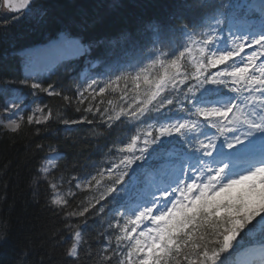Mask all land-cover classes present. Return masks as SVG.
I'll use <instances>...</instances> for the list:
<instances>
[{"label": "snow or ice", "instance_id": "obj_1", "mask_svg": "<svg viewBox=\"0 0 264 264\" xmlns=\"http://www.w3.org/2000/svg\"><path fill=\"white\" fill-rule=\"evenodd\" d=\"M166 7L114 38L65 20L18 46L16 25L47 23L50 9L0 0V42L20 58L31 96L0 69V127L83 125L106 149L83 175L65 176L54 145L36 166L33 195L47 186L68 264H242V249L264 264V0ZM61 71L58 87L51 75ZM7 232L0 224V241Z\"/></svg>", "mask_w": 264, "mask_h": 264}, {"label": "trees", "instance_id": "obj_2", "mask_svg": "<svg viewBox=\"0 0 264 264\" xmlns=\"http://www.w3.org/2000/svg\"><path fill=\"white\" fill-rule=\"evenodd\" d=\"M46 1L57 10V21L70 17L74 22L85 20L92 34L117 31L141 17L162 13L168 4V0ZM58 103L61 104L57 102L54 110ZM57 126L51 124L40 135H35V126H24L19 134L0 129V224L8 229L6 238L0 241V264H68L57 243L60 237L56 233L63 230L62 221L47 206V186L42 185L34 196L32 180L48 146L65 152L73 166H82L89 146L84 143L85 135L63 137ZM83 132L90 137L86 130ZM38 143L45 145V151L36 148ZM63 165L68 169L65 161Z\"/></svg>", "mask_w": 264, "mask_h": 264}, {"label": "bare ground", "instance_id": "obj_3", "mask_svg": "<svg viewBox=\"0 0 264 264\" xmlns=\"http://www.w3.org/2000/svg\"><path fill=\"white\" fill-rule=\"evenodd\" d=\"M68 22L71 21V17L67 19ZM82 21H85V20H82ZM48 22L47 23H42L40 22V20L37 18V19H33V20H22L19 24L16 25V34H17V39L20 35H23V34H27V33H32V32H36V31H39L41 29H44L46 26H48ZM73 25V27H76V28H79V25H80V22L76 21V22H73L71 23ZM95 24V23H94ZM56 26L58 28L62 27L63 26V23H58L56 24ZM90 28H91V25L89 24ZM101 39L105 38V36H103L102 34H93Z\"/></svg>", "mask_w": 264, "mask_h": 264}, {"label": "rangeland", "instance_id": "obj_4", "mask_svg": "<svg viewBox=\"0 0 264 264\" xmlns=\"http://www.w3.org/2000/svg\"><path fill=\"white\" fill-rule=\"evenodd\" d=\"M0 128H2V127H0ZM3 129V128H2ZM4 130V129H3ZM6 132V131H5Z\"/></svg>", "mask_w": 264, "mask_h": 264}]
</instances>
